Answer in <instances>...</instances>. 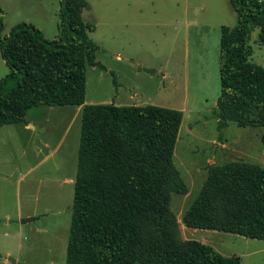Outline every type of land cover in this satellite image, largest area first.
I'll use <instances>...</instances> for the list:
<instances>
[{
    "label": "trees",
    "instance_id": "obj_1",
    "mask_svg": "<svg viewBox=\"0 0 264 264\" xmlns=\"http://www.w3.org/2000/svg\"><path fill=\"white\" fill-rule=\"evenodd\" d=\"M236 15L219 38L220 95L213 114L228 123L262 128L264 68L250 62V36L264 44V2L228 0ZM85 0H60L57 36L19 23L7 35L0 9V126L26 123L37 106H82L65 264H240L211 246L181 241L170 210L172 193L187 187L173 163L183 114L160 106L84 105L86 67L99 47L82 20ZM118 86L116 75L110 72ZM182 223L264 241V169L242 161L211 167Z\"/></svg>",
    "mask_w": 264,
    "mask_h": 264
},
{
    "label": "rangeland",
    "instance_id": "obj_2",
    "mask_svg": "<svg viewBox=\"0 0 264 264\" xmlns=\"http://www.w3.org/2000/svg\"><path fill=\"white\" fill-rule=\"evenodd\" d=\"M85 2L82 20L94 25L88 36L99 47L97 61L106 67L104 71L86 67L87 101L96 98V104H109L117 95L119 104L128 106L133 102L126 94L136 89L149 101L141 105L177 110L174 105L186 98L173 163L187 193H172L169 204L178 238L209 245L225 257H239L240 264H264V241L190 229L182 223L211 167L242 161L264 169L262 128L230 122L219 131L213 114L220 95V29L236 23L228 0ZM58 8L59 0H0L5 24L2 35L19 23H29L46 39H54ZM249 45L250 62L264 68V44L258 29L252 31ZM110 71L122 89L114 85ZM7 72L0 53V79ZM166 75L175 88H160ZM26 121L34 125L32 131L25 132L18 124L0 127V161L3 170L17 171L18 179L31 169L27 179L19 180L18 200L13 189L12 207L13 213L17 210L23 217L38 219L27 224H20L21 218L16 216L10 220L14 224L2 220L1 228L9 238L4 234L0 238L1 251L10 250L16 264H65L73 201V184L66 180H73L76 174L81 113L74 106L41 105L28 111ZM5 181L0 183L4 199ZM5 208L6 203L0 205L1 210Z\"/></svg>",
    "mask_w": 264,
    "mask_h": 264
},
{
    "label": "crops",
    "instance_id": "obj_3",
    "mask_svg": "<svg viewBox=\"0 0 264 264\" xmlns=\"http://www.w3.org/2000/svg\"><path fill=\"white\" fill-rule=\"evenodd\" d=\"M59 9H60V0H59V8L57 9L56 13H58ZM93 31H91V32H93ZM91 32H89V33H91ZM97 53H96V58H97ZM116 60L120 61V58L117 57ZM110 72H113V71H110ZM117 76H119V75H117ZM164 79L166 80V83H165L166 87H164L165 86L164 83H162L163 85H161V86L159 85L162 90H164V89L166 90V89H169V88L172 89L173 87L175 88L174 81H172V79L169 76L166 75V77ZM122 87L123 86H121V84H118V86H117L118 89H122ZM140 93H141V91H139V90L137 91L136 89H133V93H131V91H130L129 93L126 94V95H128L129 99H131L132 102H133L131 105H128V106H133V105L146 106V105H141V104H145L146 102H149V101L144 99L143 96ZM85 95H86V92H85ZM95 100H96V98L95 99L91 98V100L87 101V99L84 98V105L96 104L97 101H95ZM137 102H140L139 105H137L138 104ZM111 103H114V105H117V106H122L121 104H119V99L117 98V95L114 96V98H113ZM186 104H187L186 103V98L185 99L183 98L177 105H174V106H177L176 109L178 111H181V112L183 111L184 112L185 110L187 111ZM154 106H156V105H154ZM64 107H66V106H64ZM168 107L174 108L173 105H168ZM165 108H167V107H165ZM169 109H171V108H169ZM81 111H82V106L76 107V113H81ZM25 121H26V118H25ZM11 125H16V124H11ZM18 125H22L25 132L28 131V130L32 131L34 129V125L32 123L27 122V121H26V123H19ZM4 126L6 127L7 125H4ZM0 127H2V126H0ZM0 132H1V130H0ZM39 153H42V148L39 149ZM2 163L3 162L0 161V183H1V181L6 180L5 182L8 184V187H6L7 188V190H6L7 191L6 192L7 198L4 199L3 198V194L1 192L2 189H1V186H0V205L2 206L4 203H6V208L2 209V210L0 209L1 210L0 211V223H1L2 220H5V221L9 220L8 224H14L15 222L10 221V220H14L13 219L14 216H16L18 219L19 218H21V219L23 218L24 219L25 217L26 218H30L29 215L23 217L22 215L19 214V212L17 210H15V212L13 213L12 205H13V189H14V193L16 195L15 198L18 200V192H19L18 191V184H19V180L27 179L28 173L30 172L31 169L28 170L26 173H22L21 177L18 179V174H17L18 172L15 171L14 169L3 170L2 169ZM13 179H15V181H14L15 184L13 183ZM74 179H75V177H74ZM74 179L73 180H66V181L71 182L73 184V187H74ZM13 184L15 185V188H13ZM1 226H2V224H0V238L4 234V232H3L4 229H2ZM4 236L6 238H9L8 234H4ZM10 256H11V251L10 250H6L4 253H2V251H1V240H0V264H11L8 261V258H11ZM16 263H18V261L15 260V264Z\"/></svg>",
    "mask_w": 264,
    "mask_h": 264
},
{
    "label": "water",
    "instance_id": "obj_4",
    "mask_svg": "<svg viewBox=\"0 0 264 264\" xmlns=\"http://www.w3.org/2000/svg\"><path fill=\"white\" fill-rule=\"evenodd\" d=\"M38 218H24V219H21L19 222L20 224H27V223H30L32 221H36ZM8 261L11 263V264H15L14 260L12 258H8Z\"/></svg>",
    "mask_w": 264,
    "mask_h": 264
}]
</instances>
